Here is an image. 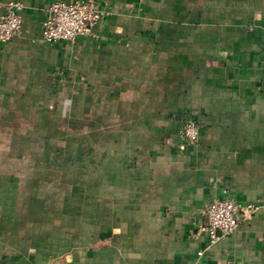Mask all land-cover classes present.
Wrapping results in <instances>:
<instances>
[{
	"label": "crops",
	"instance_id": "1",
	"mask_svg": "<svg viewBox=\"0 0 264 264\" xmlns=\"http://www.w3.org/2000/svg\"><path fill=\"white\" fill-rule=\"evenodd\" d=\"M19 1L0 41V264H264V0H93L90 33L51 43L54 0ZM187 110L200 135L179 151ZM214 196L256 207L209 243Z\"/></svg>",
	"mask_w": 264,
	"mask_h": 264
},
{
	"label": "built area",
	"instance_id": "2",
	"mask_svg": "<svg viewBox=\"0 0 264 264\" xmlns=\"http://www.w3.org/2000/svg\"><path fill=\"white\" fill-rule=\"evenodd\" d=\"M23 3L19 0H0V41H10L21 29ZM93 0H54L41 23V38L51 43L57 40L74 42L78 36L90 33L102 16ZM200 126L192 110L181 114L177 129L176 147L179 151L196 143ZM256 205L242 203L230 196H214L204 208V222L200 226L209 243L233 233L239 223V216L248 214ZM201 253V252H199Z\"/></svg>",
	"mask_w": 264,
	"mask_h": 264
}]
</instances>
